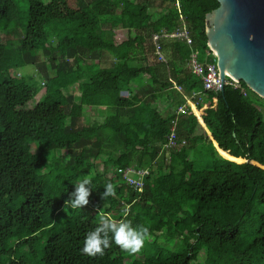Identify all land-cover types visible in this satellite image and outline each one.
<instances>
[{"label":"trees","instance_id":"trees-1","mask_svg":"<svg viewBox=\"0 0 264 264\" xmlns=\"http://www.w3.org/2000/svg\"><path fill=\"white\" fill-rule=\"evenodd\" d=\"M157 1L0 0V33L22 31L16 44L0 39V248L12 243L0 264H264V97L227 78L197 101L202 120L191 106L178 114L184 145L163 148L184 94L202 89L186 62L192 50L212 57L206 12L219 0H159L154 20L120 38L103 25ZM180 13L193 44L161 38L158 59L152 34ZM106 52L108 64L85 61ZM27 64L36 72L13 74ZM128 165H149L141 191L117 170ZM85 176L89 203L65 208ZM108 183L116 194L103 200ZM101 212L149 229L139 253L114 241L103 256L82 253Z\"/></svg>","mask_w":264,"mask_h":264},{"label":"water","instance_id":"water-1","mask_svg":"<svg viewBox=\"0 0 264 264\" xmlns=\"http://www.w3.org/2000/svg\"><path fill=\"white\" fill-rule=\"evenodd\" d=\"M205 32L221 77L264 97V0H219L206 12Z\"/></svg>","mask_w":264,"mask_h":264},{"label":"built area","instance_id":"built-area-1","mask_svg":"<svg viewBox=\"0 0 264 264\" xmlns=\"http://www.w3.org/2000/svg\"><path fill=\"white\" fill-rule=\"evenodd\" d=\"M175 5L177 7L179 6L178 0H175ZM161 38L179 39L190 45L193 44L194 41L191 30L186 25L184 16L181 13L179 14V23L175 28L171 30H168L167 28H161L152 34L154 51L157 54V58L165 60V55L162 51ZM210 52L212 54L210 59L207 57V55L200 59L198 52L196 50H192L187 59L186 66L191 70V72L201 78L202 89L184 94V101L177 106L176 115L171 118L170 132L168 134L167 140L162 145L163 148L172 145H184L183 141H177L175 137L178 114L185 112L188 106H191L192 109L197 113L198 108L196 103L203 97V94L208 90L221 89L224 83L227 82V78H230L227 75H225L223 78L221 77L220 71L216 64V55L212 49H210ZM232 81L235 82L233 79ZM174 86L181 90L180 85L174 83ZM213 98L215 99V97ZM128 111H131V107H128ZM117 170L122 172L125 180L131 185L135 186L138 191H141L144 178L150 172L149 165L143 167H133L128 165L125 167H118Z\"/></svg>","mask_w":264,"mask_h":264},{"label":"clouds","instance_id":"clouds-1","mask_svg":"<svg viewBox=\"0 0 264 264\" xmlns=\"http://www.w3.org/2000/svg\"><path fill=\"white\" fill-rule=\"evenodd\" d=\"M91 183V179L85 176L83 180L75 185V190L70 194L69 199L65 201V208L75 209L87 205L92 191ZM115 194V187L108 183L101 198L104 200L106 197L114 196ZM99 220V226L85 236L84 247L81 251L87 256H103L105 249L111 247L113 241L122 250L130 254H137L150 237L147 227H133L130 220L122 219L117 222L111 216L102 212L99 213ZM110 233L111 236L109 235Z\"/></svg>","mask_w":264,"mask_h":264},{"label":"rangeland","instance_id":"rangeland-1","mask_svg":"<svg viewBox=\"0 0 264 264\" xmlns=\"http://www.w3.org/2000/svg\"><path fill=\"white\" fill-rule=\"evenodd\" d=\"M158 2H159V0L153 6H149L148 8H146L145 10H143L139 15H137L134 18H125L123 20V22H124L123 24H122V21H113V22H110V21L104 20V21H102L103 22V25L105 27L107 25L114 27L116 35H118L119 37H124L126 35V26L127 25H131V24L134 25V24L139 23L143 18H145L144 16H146L147 13H150V17H152V15H153L154 17H152V18H153V20L155 19V17L161 11L160 4ZM20 36H22V31L21 30H18V29L15 30V31H12V33H10L9 35L4 34L3 32L0 33V39L2 41H4V40H6V39L9 38L10 40L14 41V44H16V42L18 41V39H19ZM204 57L205 56H203L202 58H204ZM110 60L111 59H109V53H107V52L104 53V54L101 53L99 57L86 58L85 59V61H90V62L91 61H94V62L102 61V64H108ZM35 68L36 67L34 65H28L27 64L24 67H22L19 70H17L16 72H14L13 74H17L16 76H18L21 72H36ZM43 93H44V89H42L41 91H39L37 93V95H36V101L39 100L42 97ZM65 111H66V108L63 105L54 107L51 110L52 113H64ZM97 113H98V111H96L94 108L90 110V114L91 115H95L97 118H100V116H98L99 114H97ZM83 118L85 120L87 119V117H83ZM65 120L68 123L69 120H70V118L67 116V117H65ZM11 245H12L11 242L5 243L0 248V251L1 252H6V253L10 252V250L12 248ZM225 255L226 256H229V255H231V252H225ZM121 260H122V258L116 257L115 258L116 264H120Z\"/></svg>","mask_w":264,"mask_h":264},{"label":"crops","instance_id":"crops-1","mask_svg":"<svg viewBox=\"0 0 264 264\" xmlns=\"http://www.w3.org/2000/svg\"><path fill=\"white\" fill-rule=\"evenodd\" d=\"M118 36V35H117ZM118 38H120L119 36H118ZM207 54V53H206ZM206 54H204L205 56H206ZM175 87V86H174ZM178 89V88H177ZM179 90V89H178ZM121 94H123V95H125V96H135V88H133L132 89V91L131 92H129L128 90H122L121 91ZM205 94H203V96H204ZM205 97V96H204ZM203 98V97H202ZM209 100L210 101H213V102H215V100H216V98L214 99L213 97H210L209 98ZM160 101L162 102V101H164V99L162 98V99H160ZM205 106V105H204ZM203 106V107H204ZM198 108V107H197ZM201 109H202V107L201 108H198V110H197V115H198V117L200 118V120H202L201 119V116H200V114H199V112L201 111Z\"/></svg>","mask_w":264,"mask_h":264}]
</instances>
